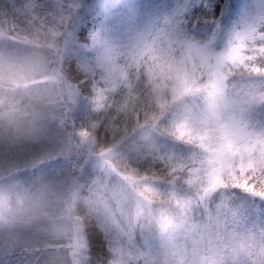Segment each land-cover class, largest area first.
<instances>
[{
    "label": "snow or ice",
    "instance_id": "snow-or-ice-1",
    "mask_svg": "<svg viewBox=\"0 0 264 264\" xmlns=\"http://www.w3.org/2000/svg\"><path fill=\"white\" fill-rule=\"evenodd\" d=\"M17 12L30 30L0 31V37L27 49L22 54L0 52V63L10 69L8 83L13 89L29 88L39 74H47L46 82L59 83V69L49 71V66L58 63L64 17L40 16L35 0H23ZM188 48L189 56L173 46L128 66L127 78L116 81L115 91L111 83L92 77L98 118L78 135L91 144L95 130L103 127L107 136L111 132L112 147L125 144L147 168L144 174L124 175L119 184L96 186L91 211L112 247L135 258L129 264H141V259L161 264L158 256L151 259L157 251L133 242L152 222L165 235V264H250L246 254L253 245L264 246V230H250L226 203L213 205L211 196L240 191L264 201V132L249 131L243 114L222 128L220 107L230 78L264 80V17L245 24L220 52L193 44ZM258 99L264 101V95ZM133 134L139 141L129 140ZM167 138L191 151L177 155L166 150L160 141ZM178 183L192 186L193 194L177 195L173 186ZM160 185L164 191L157 190ZM169 208L175 209L173 215ZM70 241L75 264H81L79 229L72 230Z\"/></svg>",
    "mask_w": 264,
    "mask_h": 264
},
{
    "label": "trees",
    "instance_id": "trees-1",
    "mask_svg": "<svg viewBox=\"0 0 264 264\" xmlns=\"http://www.w3.org/2000/svg\"><path fill=\"white\" fill-rule=\"evenodd\" d=\"M22 3L23 0H0V31L14 28L16 31L27 33L30 30L27 19L17 12V8ZM35 3L38 6L39 15L42 17L60 15L64 17L67 10L68 16L72 12L76 18V25L72 33L65 34L63 25L60 28L59 47L62 40L65 42L62 48L65 47L60 53L61 62L58 66L59 76L62 77L59 81L62 86L55 88L60 93L59 102L53 104L47 99L43 101L42 105L41 102L38 104L35 102L38 111L45 118L54 119L56 123L61 124L65 132H70L66 120L70 106L64 109L67 100L64 95L67 93V89L64 88V85L74 88L77 95L76 101L79 104L74 113L78 115L80 111H85V108L91 106L87 118L84 119L94 123L98 118V113L95 111L94 105L93 76L97 80L111 83L115 91L118 87L116 81L122 82L127 78L128 66L140 64L145 57H148L149 60L153 59L162 48L168 49L175 46L182 56L189 52V44L207 46L208 50L220 52L228 45L234 33L245 24L264 17V0H258V2L255 0H203V3L202 0H81L80 2H75V0H35ZM76 4L77 9L73 12ZM151 4L155 9L158 8L159 17L153 34L143 46V50L137 52L134 44L136 40L134 41L133 37L137 36L142 15H146ZM42 5L51 9L48 8L49 10L46 11V13L50 11L47 16L44 15L45 10H42L44 8ZM154 8L153 11H155ZM107 12L113 14V19L104 25ZM122 32L126 33L130 42L125 35L122 37ZM126 43L129 46H124ZM13 44L6 37H0V52L17 53L20 51L17 50L18 47L23 48ZM115 71L117 72L115 73ZM112 75L115 76L114 81L108 79ZM262 84H264V80L259 78L249 80L237 75L235 79H229L226 83L225 96L222 99L224 100L223 105L227 104V107L221 106L223 125L231 122L230 117L235 116L238 119L243 114L249 131L264 132V101L258 99L264 95L261 91ZM121 118L124 119L123 114ZM115 126L113 125V127ZM120 127H123V124ZM111 138V132L107 136L103 127L95 130L94 140L91 143L92 158L106 162L116 172L122 174L120 176L133 171L144 174L147 165L138 162L128 152L125 144L112 147ZM133 138L139 141V136L136 134H133L129 140ZM160 143L166 150L177 155H184L191 151L189 146L171 138L163 139ZM9 176L2 180L6 182ZM112 180L118 181L117 179ZM80 190L81 188L74 199L71 197L72 192L70 193L72 200L80 198ZM157 190L164 191L165 186L160 185ZM173 190L181 197H190L194 192L192 186L183 183L174 185ZM0 191L14 193V190H7V183L0 186ZM17 193L27 192L19 190ZM211 200L213 205L226 203L235 219L250 230H264V201L240 191L214 192ZM168 211L170 215L175 213L174 208H169ZM82 234L85 247L81 252V264H110L113 259L112 242L103 234L102 230L97 225H91ZM23 235L30 236L14 234L6 235L1 239L0 264H43L45 254L47 256L53 254L52 248L62 247L46 243L45 239L38 236H32L33 240H30ZM133 242L137 248L146 245L152 251H157L151 259H156L158 256L161 264H165L163 254L165 235L158 223L152 222L143 233L137 232ZM68 247L74 256L76 249L71 246V241H69ZM246 258L250 264H262L264 262V246L253 245L251 251L246 254ZM141 264H143L142 259Z\"/></svg>",
    "mask_w": 264,
    "mask_h": 264
},
{
    "label": "rangeland",
    "instance_id": "rangeland-1",
    "mask_svg": "<svg viewBox=\"0 0 264 264\" xmlns=\"http://www.w3.org/2000/svg\"><path fill=\"white\" fill-rule=\"evenodd\" d=\"M80 1L81 0H75V2ZM255 1L258 2V0ZM42 7H44L42 10H45L44 15L47 16V13H50V11L47 13L46 11L50 8L43 5ZM57 8L61 9L59 7ZM153 8L154 6L151 4L146 15H142V22L140 28L137 30V36L133 37V40H136L134 44L137 52L143 50V46L146 45L147 40L153 34V29L156 27L159 11L158 8H154L155 11H153ZM75 9H77V4L73 8V12H75ZM62 14L64 15V12H62ZM65 15L66 16H64L63 22L64 33L69 34V32L72 33L75 28L76 18L74 14L72 15V12L69 17L67 15V10L65 11ZM112 19L113 14L107 12L104 19V25H107ZM125 30L130 31L129 29ZM124 35L128 39V42H130L126 33L122 32V37ZM61 43L62 44H60L59 47L60 53L63 52L65 47L64 46L62 48V46L65 45L63 40ZM126 45L129 46L128 43L124 46ZM131 45L133 46V43H131ZM200 47L203 46L200 45ZM205 48H207V46H205ZM17 50H20L17 54H22L27 51V49H21L19 47ZM209 51L217 52L213 50ZM185 56H189V52H186ZM60 62L61 54H59L58 57V63L56 64L57 68ZM116 72L117 71H115V73ZM61 79L62 77H60V81ZM108 79L110 81H114L115 76L112 75ZM60 81L55 84L51 83L38 86L34 93V102H37V104L41 102L42 105L43 101H46L47 99L44 94L50 91L53 85L55 88L62 86ZM64 88L67 89V93L64 94L65 97H67L64 109L70 106V111L68 113V117L66 118L67 127H69L70 132H65L62 129L61 124L56 123L54 119L45 118L42 113L38 111L41 117L40 122L44 131L48 134L54 135L56 140L60 143L30 144L18 142L11 145H0V186L6 185L7 183V190H14V193H17L19 190H26L27 193H36L42 190H51L56 192L68 191L69 195L72 192L71 197L74 199L80 188V193H83L86 190L90 191L94 189L101 183H111L113 185L119 184L121 178L123 177L120 176L122 174L116 172L106 162H102L99 159L98 161L93 159L91 156L93 151V149H91L92 144H89L85 139H82L78 135L80 131L87 130L92 124V122H87L84 119L87 118L91 106L85 108V111L82 110L78 115H76L74 110L79 102L76 101L77 95L74 88L65 85ZM223 104L224 100H221L220 107L223 106L226 108L227 104H225V106ZM37 110L39 109L37 108ZM233 117L235 116L230 117V121H232ZM238 119H240V117H238ZM223 126L224 125L221 122V127L223 128ZM62 145L68 146L65 147ZM7 176L9 177L6 182L2 180ZM112 179H117L118 181L115 182ZM73 193H75V195H73ZM5 236L6 235H0V242H2L1 239L5 238ZM23 237L33 240L32 236L23 235ZM83 239L82 234V240ZM47 242L48 241H46V243ZM84 247L85 244L83 243L82 250ZM44 256L45 260L43 261V264H49V261L53 258V254H49L48 256L45 254Z\"/></svg>",
    "mask_w": 264,
    "mask_h": 264
},
{
    "label": "clouds",
    "instance_id": "clouds-1",
    "mask_svg": "<svg viewBox=\"0 0 264 264\" xmlns=\"http://www.w3.org/2000/svg\"><path fill=\"white\" fill-rule=\"evenodd\" d=\"M55 68L57 66L53 63L49 71ZM9 71L7 64L0 63V145L18 142L59 144L54 135L44 131L34 102L37 87L51 84L46 82L47 74L37 75L29 88L13 89L8 83ZM44 95L50 103L59 102L60 93L54 85ZM138 162L147 165L143 159ZM95 195L94 189L86 190L74 201L68 191H0V235L26 234L41 237L51 245L62 246L52 248L53 258L49 264H75V257L68 247L70 236L73 229H79L82 234L87 227L96 225V218L91 211ZM116 247H113L110 264H129L130 260L134 262L135 258L117 252Z\"/></svg>",
    "mask_w": 264,
    "mask_h": 264
}]
</instances>
